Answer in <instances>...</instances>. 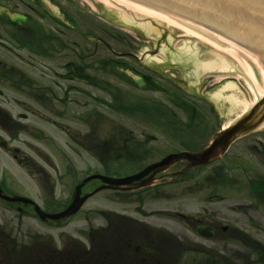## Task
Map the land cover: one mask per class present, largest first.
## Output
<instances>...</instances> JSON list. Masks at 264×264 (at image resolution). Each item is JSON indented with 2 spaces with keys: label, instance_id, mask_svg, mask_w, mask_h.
Returning a JSON list of instances; mask_svg holds the SVG:
<instances>
[{
  "label": "flooded vegetation",
  "instance_id": "1",
  "mask_svg": "<svg viewBox=\"0 0 264 264\" xmlns=\"http://www.w3.org/2000/svg\"><path fill=\"white\" fill-rule=\"evenodd\" d=\"M63 1L0 0V48L13 53L11 45L15 40L17 45H23L29 57L39 58L28 61H69L62 64L64 73L58 75L60 78L91 87L97 81V87H108L105 79L110 69L109 44L105 38H108V32L99 37L100 45L99 41L94 43L88 20L65 8ZM135 46H138L136 42H126L124 48L129 51L117 57L121 61H112L119 70L125 71L124 66L128 64L131 70L138 71L127 63H140L134 52ZM3 79L4 76H0V86L4 87L7 83L2 82ZM143 80L141 87L146 88L149 78L143 77ZM112 91L127 95L121 89L113 88ZM3 103L0 101V105ZM0 114L3 115L0 117L1 128L9 123L21 126L1 106ZM106 125L108 137L97 142L88 140L87 156L102 169L96 173L106 176L111 167L116 174L114 177L127 180L119 186L104 185L99 180L85 184L79 197L93 194L82 204L77 213L81 216L78 218L80 226L70 235L29 233L22 221L28 209L16 204V220L23 229L22 233L11 231L12 212L7 217V233L1 235L3 261L8 264H13L15 259L18 264H177L181 252L198 250L211 259L217 258L216 264H264V245L253 237L249 224L229 221L227 213H222L225 209L247 215L246 206L228 203L237 199L240 189L238 179L233 175L237 161L234 154L224 165L223 157L200 166H191L186 160L179 159L150 169L169 154L187 150L181 144L176 147L172 138H153L148 132L158 126L177 124L134 121ZM94 130V127L89 129V139L93 138ZM111 133L113 137H110ZM257 141L256 147L249 144L251 155L258 157L264 166V138ZM76 156L80 155L76 153ZM63 158L59 161L63 176L75 175L76 163L67 156ZM19 162L28 167L27 160L19 159ZM249 173L253 176L247 180L246 196L256 200L258 205L254 209H258L260 205L264 206V172L252 169ZM196 176L199 185L194 192L201 193L197 216L173 210V199L188 194V189L176 186ZM56 185L62 184L57 181ZM50 186V190L42 195L44 203L55 200V186ZM101 186L104 188L94 193ZM73 189L63 201L66 207L72 200ZM89 203L95 205L89 206ZM2 215L0 213V219Z\"/></svg>",
  "mask_w": 264,
  "mask_h": 264
},
{
  "label": "rangeland",
  "instance_id": "2",
  "mask_svg": "<svg viewBox=\"0 0 264 264\" xmlns=\"http://www.w3.org/2000/svg\"><path fill=\"white\" fill-rule=\"evenodd\" d=\"M74 3L78 6L77 10L74 8L73 3H67L64 7H68L72 11L79 12L82 8L87 9L89 4V6L95 11L96 15L101 18L97 19L95 17L94 22H89L90 26H92L91 31L94 32L95 39L99 36H104L100 27H107L109 28L107 29L109 35L107 36L108 43L112 46L111 50L115 52H122L125 50L124 47L122 48L117 45L119 44L117 43V39H122L125 37V33H127L117 27H113V25L117 26L119 24L120 20L117 15L113 16L112 14H105V12L97 6L98 1L96 0H74ZM76 25H78V23ZM165 29L167 33L160 34L159 36H154L152 34L145 35L142 33L138 36L134 32H130L133 37L139 39V47H137L139 49L135 52L143 60L145 51H153L155 41L160 42L156 53H153L154 55H149V53L148 55H145L146 60L142 61V65H144V67H142L141 71H147L146 69L158 70L161 74L171 77L174 83H179V85L183 86L186 91H190L191 95L187 96V94L184 93L182 94V97L190 105H194L196 107L197 113L194 114V117H196L194 123L201 124V121L212 123L210 126L214 128L212 130L213 133V131L217 130L220 124L224 125L231 122V120H233V118H235L242 111L240 107L232 109V104L229 101V98L232 97L231 95H233V97L235 96L237 100L244 103H252L255 100V95L252 92L253 85L256 84L260 88H264V85H260V76L253 74L254 80L252 81L248 78L246 73L240 72L243 67L238 66L234 63L235 61H228L232 63L230 67L232 68V71L201 70L197 74V79H191L189 78L191 77L189 75L188 80L186 78V74L191 73L190 67L187 66V68L184 69L179 65L178 67L176 65L178 61H172L169 54H167V57H164L161 53L163 47L168 48L167 52H176V47H181V44L187 38L180 32H174L172 29L168 28ZM111 34L116 36L111 37ZM168 36L172 37L171 42H168ZM115 42L117 44H115ZM11 47L13 49L12 54L7 51L8 49L5 50L0 48V62L6 66L14 65L20 68L25 73V76H21L18 81H21L23 78L26 81L25 84L29 85L33 81V86L29 88L30 93L28 95H24L22 93H17L9 84H5L8 87L4 98L2 99L4 107L15 119H19L21 124L25 125V127L24 129H21L20 132H17L15 130H10L8 125H4V129H6L8 133L10 132V135L0 131V134H3L5 140H7L8 147L10 149L9 151H3L0 149V179L3 180L5 186L10 187V189L6 192L8 195L21 194V196H30L37 202L41 199V192H43L41 187L42 185L50 189L49 185H56V182L59 181L62 185L57 186L55 190L60 197H62L61 203H63L66 194L70 192V189L75 182L87 175L85 172L88 167L92 168L89 170V174L95 172V170H101L100 166L97 165L96 162L93 164L89 161L90 158L87 156L86 151L88 140H94L97 142L98 140L100 141V139L102 140L105 137H108V130L106 129L108 127V125H106L107 123L124 122L129 120L132 121L137 119H129L125 114H120L118 111L104 108L103 105L98 103H100L101 100L109 101L108 96L103 92H98L94 89H89L88 87L84 88V90L89 91L91 93V97L73 94L76 96L78 101L83 102L81 103L83 104L82 106L77 108L75 105L66 102V100H63L64 92L66 90L68 91L69 88V91L76 88L78 83L59 80L55 78V73H63L64 71L60 69V65L67 61H21L17 60L19 59L18 53L22 55V52L24 51H19L18 47L13 42ZM114 47L116 49H114ZM203 50V54L201 55L202 58L206 60L212 57L207 46ZM28 55L29 54H26L28 59H39L31 58ZM110 57H112L111 53ZM151 58H153L154 61H150L149 59ZM236 65L238 66V69L235 70ZM153 77L156 82L162 85V89L167 88L169 90H174L173 85L166 79L159 77V75ZM110 82L112 84H116V81L113 79H110ZM40 85L45 86L41 92L42 95L40 96L37 94L36 90L32 94L31 90ZM227 85H231L233 88L226 89L220 98L216 97L215 94L219 92L223 86ZM120 86L121 88H125L124 85ZM21 89L23 91L26 90L23 88ZM196 94L203 95L204 99L198 98ZM144 95L149 97L151 96L152 98L169 105L172 109L171 111L176 114V119H173L174 122L188 121L192 117L190 113H185L180 111L178 108H174L172 106L173 104L169 103L165 95L162 93ZM55 96H57V99L53 101ZM51 97H53V102L46 100ZM85 102L88 106H85ZM89 111L91 112L87 117L86 114ZM20 113L27 115L24 120L18 118V114ZM86 118L87 121H85ZM43 120H45V122ZM53 122L56 124L54 125ZM189 122L191 123V127H194L193 123L191 121ZM91 127H94L95 130L93 138L89 139L86 134ZM175 132L176 130H173L174 134H176ZM209 132L211 131L209 130ZM208 135V132L205 134L204 130H199L197 137L198 141L189 142V140H187L183 147L187 148L195 146V148H199L205 140H208ZM113 136L114 134L111 133L110 137ZM252 137L264 138V136L259 132L255 133ZM176 138L178 139V137ZM250 139L251 137L248 136L246 139L243 138L242 140H239L241 142L236 143L230 153L235 152L238 155H242V159L244 161H249L251 164L253 163L257 169L261 170V165L257 164L258 162H254L253 157L250 156L246 149V144H249L248 142ZM81 140L83 141L80 142ZM67 143L72 144L73 147H76V144L81 145L83 148L82 150L79 149L81 156H75V153L72 152L68 146H66ZM12 148H18L20 150L18 159L28 160L30 168H24L22 165H19V163L13 161V153L11 151ZM63 156L71 158L74 162L77 161V172L74 176H67L68 178L63 176V172L61 168H59V161L64 159ZM235 169L236 170H234L233 175H235L234 177L238 179V188L240 189L237 190V199L229 201L228 203L229 205L234 206H246L247 215L244 216L241 213H230L224 208L223 209L225 211L223 210L222 213H227L229 221H238L239 223L249 224L253 237L264 245V234L255 229V227L264 228V206L260 205L257 210H254L255 205L257 204L256 200H254L250 195L246 196V192L248 193L246 188L247 180H250L253 175L249 173V170H243L242 167H239L238 169L236 167ZM38 182L41 186L38 185ZM198 185L199 180L196 176L194 179L186 181L182 185L176 186L177 188L188 189V194L183 196L181 199H173L171 204L173 206V210H180L190 216H197L196 214L200 209L199 200L201 193L194 191L198 189ZM176 191L177 190H175V192ZM260 202H262L261 199ZM93 205L95 204L92 203L89 206ZM15 208V206L4 207L0 202V213H3L0 219V264H8L1 258L3 251V247L1 246L3 238L1 235H5V233H7V217L10 216L12 212L13 222L9 225V227L15 234V229L18 224L16 220L17 216ZM32 216L25 213V218H29V233L41 230L40 223L33 219ZM77 218L78 217H76L67 227H63L57 231L52 226L53 229H44V231L41 232L43 234L54 235L58 234V232L60 233L61 231V233L70 235L74 232L75 228L80 226V221L79 219L77 220ZM253 258L256 259L255 256H253ZM13 264H18V261L16 259L13 260Z\"/></svg>",
  "mask_w": 264,
  "mask_h": 264
},
{
  "label": "water",
  "instance_id": "3",
  "mask_svg": "<svg viewBox=\"0 0 264 264\" xmlns=\"http://www.w3.org/2000/svg\"><path fill=\"white\" fill-rule=\"evenodd\" d=\"M141 3L168 11L175 15L190 19L188 21L213 34L217 33L207 29H213L220 37L226 39V45L244 51L251 73L260 76V85H264V72L258 60L264 66V0H136ZM202 24V25H200ZM204 25V26H203ZM247 48L237 45L233 41ZM258 58V59H257ZM264 120V96L250 107L230 128L220 134L212 144L200 154L181 153L191 161L203 162L218 147L225 145L237 135L247 133L257 127ZM103 179V178H101ZM104 180V179H103ZM11 201L20 198L9 199ZM78 205L72 204L67 210L59 215H45L60 217L74 212ZM39 213V211H37ZM42 217L41 213H39ZM208 258L199 252H184L179 264H206Z\"/></svg>",
  "mask_w": 264,
  "mask_h": 264
},
{
  "label": "bare ground",
  "instance_id": "4",
  "mask_svg": "<svg viewBox=\"0 0 264 264\" xmlns=\"http://www.w3.org/2000/svg\"><path fill=\"white\" fill-rule=\"evenodd\" d=\"M96 1L101 3L106 9L114 11L124 23L139 27L148 35L159 36L165 28L182 33L187 39L184 40L181 47H176V52H167L168 48L163 47L161 53L164 57H167V54H169L172 61H178V63L189 66L191 76H196L201 70L232 71V68H230L232 63L228 61H235L234 63L238 66L243 67L240 72L246 73L248 78L252 81L254 80L244 51L227 46L226 39L179 17L163 13L131 0ZM171 38V36H168V42H171ZM206 46L210 50L209 52L212 57L205 60L201 55ZM237 65L235 66V70L238 69ZM228 88H233V86H223L215 96L220 98ZM252 92L256 97H260L264 94V88H260L254 84ZM231 96L229 101L232 104V109L233 107H240L241 110H245L250 104L237 100L233 95Z\"/></svg>",
  "mask_w": 264,
  "mask_h": 264
}]
</instances>
